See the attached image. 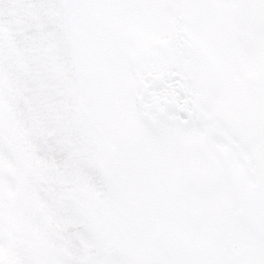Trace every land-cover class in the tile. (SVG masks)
I'll list each match as a JSON object with an SVG mask.
<instances>
[{"label":"snow or ice","instance_id":"6c2138e0","mask_svg":"<svg viewBox=\"0 0 264 264\" xmlns=\"http://www.w3.org/2000/svg\"><path fill=\"white\" fill-rule=\"evenodd\" d=\"M0 264H264V0H0Z\"/></svg>","mask_w":264,"mask_h":264}]
</instances>
